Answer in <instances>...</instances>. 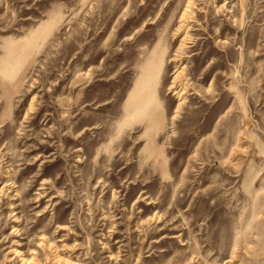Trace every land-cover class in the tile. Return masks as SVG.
<instances>
[{"label":"rangeland","instance_id":"obj_1","mask_svg":"<svg viewBox=\"0 0 264 264\" xmlns=\"http://www.w3.org/2000/svg\"><path fill=\"white\" fill-rule=\"evenodd\" d=\"M0 264H264V0H0Z\"/></svg>","mask_w":264,"mask_h":264}]
</instances>
